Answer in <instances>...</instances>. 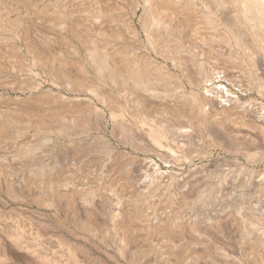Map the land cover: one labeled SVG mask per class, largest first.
Masks as SVG:
<instances>
[{"label": "rangeland", "instance_id": "1", "mask_svg": "<svg viewBox=\"0 0 264 264\" xmlns=\"http://www.w3.org/2000/svg\"><path fill=\"white\" fill-rule=\"evenodd\" d=\"M98 1L116 9L114 27L103 19L78 29L60 25L62 13L74 12L79 0H0V123L11 121L0 130V245L7 250L0 264H168L170 252L188 256L190 264H264V88L259 87L264 70L249 69V54L238 47L229 50L215 41L209 53L197 43L189 56L200 66L192 70L194 76L201 66L217 68L222 77L209 85L228 88L250 109L216 113L206 105L201 112L193 94L204 91V85L191 82L188 72L172 62L167 71L158 69L154 61L165 60L151 51L137 20L142 34L114 36L111 47L153 61L150 88L108 83L91 51L104 55L107 37L102 32H123L131 6L129 0ZM181 40L186 44V38ZM250 46L262 62L257 45ZM37 49L46 59L39 58ZM66 75H82L92 88L68 83ZM135 95L156 103L149 117L138 112ZM59 107L69 111L57 115ZM151 127L163 129L168 146L152 140ZM63 170L82 191L117 181L134 206L155 212L164 224L133 222L131 240L121 251L107 209L88 231L81 224V206L74 214L60 198L57 210L36 201L41 194L51 195L46 186L24 190L25 182L44 184ZM162 174L167 178L151 183ZM21 190L24 196L18 197ZM173 219L182 231L169 226ZM154 225H160L156 232ZM7 229L48 256L15 247Z\"/></svg>", "mask_w": 264, "mask_h": 264}, {"label": "bare ground", "instance_id": "2", "mask_svg": "<svg viewBox=\"0 0 264 264\" xmlns=\"http://www.w3.org/2000/svg\"><path fill=\"white\" fill-rule=\"evenodd\" d=\"M79 1L81 3L79 5L77 4L78 7L77 9L74 8V12L65 11L62 13V17L58 20L60 25H65L67 27L71 26L74 28L76 27L78 29L84 22L97 23L103 19L105 21L107 20L113 26V24H115L118 20V16L114 14L116 10L114 6H104L97 0L87 7L84 5V2L87 0ZM129 1L131 13L128 14V17H126L124 21L121 20L124 22L123 32H114L112 30H107L106 32L101 31L102 34L107 37V46L104 44L106 46V52L103 56L99 55L101 56L99 57L95 55V50L91 51L92 58L95 59L94 61L98 65V71L101 72L108 83L117 82L125 88H129V86L134 85V87H142L148 91L150 88L149 84L151 82L150 75H152L150 71L151 65L156 63L158 69L167 71L166 68L168 67V62H172L174 67L188 72L191 82L195 81L197 86L204 85V91L193 94L195 96L194 99L199 103V111H205L204 106L210 105L216 113H231L232 111L234 112V110H239L242 114L248 113V110L250 109L245 108L243 105L241 106V102L240 100L238 101V97L235 96V94H232L228 88L222 85L217 86L211 82L210 83L213 85H209V81H213L214 79L219 80L222 77L219 71H215L217 68L206 71L205 67L202 68L201 66L202 71L199 72L200 74L197 77L194 76L192 70H196L197 68L199 69L200 66H196L194 64L196 62L193 63L189 56L195 46L197 47V43H204L207 46L208 52L212 53L215 49L214 45H216L214 42L223 41L225 47L229 48V50H234L238 47L249 54L248 56L251 61L250 66H248L249 69L255 71H259L261 69L264 70V0H142V3L141 0ZM139 9L142 11L137 19L136 16L138 15ZM137 20L142 25V30L144 31L151 51H153L156 56L164 58V63L157 60L153 63L151 60H142L141 58H137V56L131 57L132 53H130V55L126 50L118 51L119 53H116L111 47V38L114 36L124 38L127 36H139L142 34V31H140L137 26ZM18 34L20 35V32ZM77 34L80 35L79 32H77ZM21 35L23 36L24 34L21 33ZM182 38H186V44L181 43ZM27 40L28 39H26V42H28ZM252 43L257 45L260 53H262V62L256 61L257 55L255 56L254 51L250 49V45ZM28 48L31 51H34V47L30 43L28 44ZM96 50L98 51V49ZM102 50H104V48ZM36 51H38V49ZM38 55L40 59H46L41 51H38ZM65 77L68 83H73L75 85L80 83L86 89L92 88L93 84L88 82L89 80L84 78L82 75H79L78 77L66 75ZM262 81L263 80L259 82V87L264 88V83ZM35 97H33L32 100L35 101ZM103 97L106 98V96ZM37 99H40V94ZM135 103L137 105L138 112L146 117H149L156 108V103L150 102L149 99L141 98L139 95H135ZM161 104L165 105L162 102ZM125 109H127V107ZM125 109L123 108L121 111L122 117H125ZM164 110L169 112L170 108H164ZM65 111V108L61 107L55 109V113L57 115H64L69 110ZM30 112V109L26 110V114H31ZM115 116V114L112 115V117ZM9 124H11V121L6 120L0 123V130ZM164 129H166V132L171 130L168 129L167 126ZM148 130L149 135L155 143L162 147L169 145V143H167L164 139L165 133L162 131V128L159 129L158 127H151ZM110 155L112 158L113 155L111 152ZM156 173L158 174V172ZM71 177L72 175L68 174V171L63 170L56 179L54 178V180L45 182V185L41 182L31 183L28 181L25 182V184H22L24 185V190L31 187L44 188L46 186L48 188L49 192H51L50 196L47 197L41 194L42 196L39 195L36 198L37 203L40 205L54 207L58 210V205H60V201L58 202V200L60 198H64L65 206L74 214L77 211L76 208L78 207L79 209V206H81L82 216L84 218L82 219L81 224L83 228L88 231L94 230L93 224H95L100 213L107 209V214L110 215V219L113 221L112 225L118 234V243L121 251L126 248L131 240L130 232L134 227L133 222L136 221L142 227H146V222H154V220L161 222V225L164 224L155 212L148 214L147 211L149 209L146 211L144 206H134V202L136 204V201L126 197L124 189L120 187L119 183H116L117 181H109L97 189L90 187L88 190L86 189L82 191L77 188V185L73 180H70ZM166 178L167 176L164 174L160 176L154 175L153 178H151L152 181H150L151 183H157L159 179L164 180ZM7 188L6 189L10 190L11 193H14L11 185H8ZM61 188L64 190L60 191ZM24 190H21L17 196H24L22 194ZM1 206L4 207L3 204H1ZM154 226L153 232H156L160 228V225ZM169 226L174 228L176 231L182 229V225L174 221V219L169 222ZM8 231L10 230L7 229L6 236L9 240H11L15 247H24L40 257L46 258L48 256L47 253L45 254L41 248L36 246L35 243H31V241H26L24 238L20 237L19 232L17 233V231L15 232L12 230V232ZM6 251L5 246L0 245V255L5 257L7 253ZM188 258L189 257L184 254L170 252L166 256V261L168 264H190ZM68 260L70 262L73 261L71 256Z\"/></svg>", "mask_w": 264, "mask_h": 264}]
</instances>
